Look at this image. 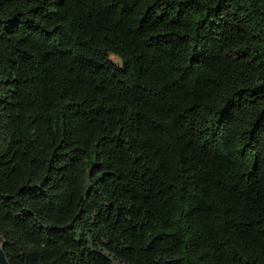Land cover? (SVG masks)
<instances>
[{
    "label": "trees",
    "instance_id": "1",
    "mask_svg": "<svg viewBox=\"0 0 264 264\" xmlns=\"http://www.w3.org/2000/svg\"><path fill=\"white\" fill-rule=\"evenodd\" d=\"M0 238L264 264V0H0Z\"/></svg>",
    "mask_w": 264,
    "mask_h": 264
},
{
    "label": "water",
    "instance_id": "2",
    "mask_svg": "<svg viewBox=\"0 0 264 264\" xmlns=\"http://www.w3.org/2000/svg\"><path fill=\"white\" fill-rule=\"evenodd\" d=\"M0 241H2L1 238ZM0 264H9L2 246H0Z\"/></svg>",
    "mask_w": 264,
    "mask_h": 264
},
{
    "label": "rangeland",
    "instance_id": "3",
    "mask_svg": "<svg viewBox=\"0 0 264 264\" xmlns=\"http://www.w3.org/2000/svg\"><path fill=\"white\" fill-rule=\"evenodd\" d=\"M113 59H114V60H117L116 57H113ZM2 244H3L2 241H0V246H2Z\"/></svg>",
    "mask_w": 264,
    "mask_h": 264
}]
</instances>
